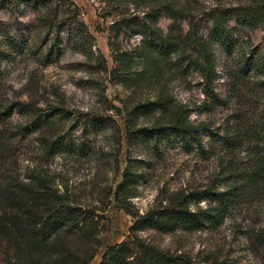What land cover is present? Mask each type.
I'll list each match as a JSON object with an SVG mask.
<instances>
[{
    "label": "rangeland",
    "instance_id": "obj_1",
    "mask_svg": "<svg viewBox=\"0 0 264 264\" xmlns=\"http://www.w3.org/2000/svg\"><path fill=\"white\" fill-rule=\"evenodd\" d=\"M71 1L46 9L0 3V189L7 180L20 196L39 178L63 201L94 210L99 243L89 264H98L106 247L130 241L132 216L189 193L226 191L235 184L230 172L242 173L264 159V28L239 27L230 19L232 44L224 48L208 41L216 12L264 0ZM152 11L158 12L154 26L161 37L178 42L182 52L166 59L162 76L134 92L112 80L102 64L109 70L111 48L132 50L142 37L131 31L115 37L109 27L121 17L142 18ZM198 42L210 44L215 71L210 84L195 69V62L202 64ZM160 87L189 106L191 122L209 128L211 135H201L204 152L187 153L175 143L127 149V112L154 100ZM52 109L61 111L53 125L37 126L36 117ZM82 114L111 117L120 136L84 130ZM153 121L140 118L137 125L149 127ZM45 138H61L63 149L46 156ZM129 163L141 176L123 202L130 215L114 198ZM206 206L207 201H191L189 208ZM135 235L193 264H264V189L240 197L217 229ZM1 244L0 264H13ZM55 245L52 257L64 249L79 251L82 241L67 237Z\"/></svg>",
    "mask_w": 264,
    "mask_h": 264
},
{
    "label": "trees",
    "instance_id": "obj_2",
    "mask_svg": "<svg viewBox=\"0 0 264 264\" xmlns=\"http://www.w3.org/2000/svg\"><path fill=\"white\" fill-rule=\"evenodd\" d=\"M1 1L7 0H0V3ZM14 1L29 3L36 9H46L50 5H58L57 3L73 5L71 0ZM157 18L158 12L152 11L142 18L121 17L109 27L110 34L115 37L128 31L142 37L132 50L121 52L111 48L113 65L109 70L105 62L102 64L112 80L134 92L140 91L154 77L162 76L166 59L182 52L178 42L161 37V31L154 26ZM230 19L239 27L262 25L264 28V1L216 12L212 16L213 27L209 42H217L224 48L232 44L231 29L227 24ZM209 46V43L204 42L195 44V52L202 61V64L195 62V69L210 84L215 78V71ZM202 105L205 106L206 103L203 102ZM156 113L157 117L154 116ZM190 113L187 104L176 102L160 87L154 100L139 103L127 112V149L141 144L147 148L158 149L160 143H175L187 153L193 149L204 152L201 135H211L210 130L203 122H191ZM59 114L61 115L59 109H52L47 114L38 115L34 122L37 126L48 129ZM81 117L84 119V130L90 128L97 134L110 130L118 136L121 134L118 124L111 117H90L88 114H82ZM149 117L154 118L151 126L138 127L137 121L140 118ZM42 147L44 154L52 157L63 149V144L61 138H45ZM135 168L137 169L135 163L127 165L114 192L117 205L129 215L130 212L123 206V202L133 195V189L139 183L141 176L135 174ZM229 174L236 175V179L235 184L226 191L207 189L189 193L171 201L167 206H158L143 215L132 216L133 224L128 229L130 241L106 247L98 264H193L184 255L169 254L137 238L135 234L146 230L172 233L217 229L240 197L249 191L255 193L264 189V159L259 158L242 173L233 170ZM24 191L23 195L18 196L7 180L1 186L0 242L3 254L8 255L13 264H89L99 243L96 233L100 218L94 210L82 209L63 201L39 178H32L31 188H25ZM191 201H207V206L191 210ZM97 217L99 220H96ZM67 237L80 238L82 248L79 251L64 249L52 257L51 250L57 241Z\"/></svg>",
    "mask_w": 264,
    "mask_h": 264
}]
</instances>
